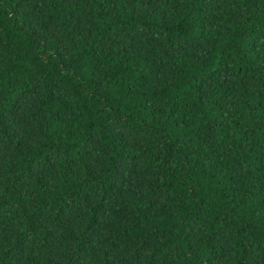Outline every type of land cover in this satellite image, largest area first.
Listing matches in <instances>:
<instances>
[{"label":"trees","instance_id":"16d2710c","mask_svg":"<svg viewBox=\"0 0 264 264\" xmlns=\"http://www.w3.org/2000/svg\"><path fill=\"white\" fill-rule=\"evenodd\" d=\"M0 264H264V0H0Z\"/></svg>","mask_w":264,"mask_h":264}]
</instances>
